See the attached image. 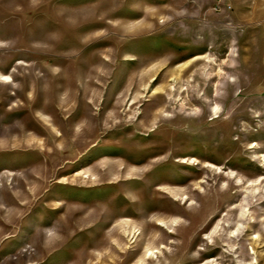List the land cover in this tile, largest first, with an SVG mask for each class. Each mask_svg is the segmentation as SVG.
Returning a JSON list of instances; mask_svg holds the SVG:
<instances>
[{
  "label": "rangeland",
  "instance_id": "1",
  "mask_svg": "<svg viewBox=\"0 0 264 264\" xmlns=\"http://www.w3.org/2000/svg\"><path fill=\"white\" fill-rule=\"evenodd\" d=\"M0 264H264V0H0Z\"/></svg>",
  "mask_w": 264,
  "mask_h": 264
}]
</instances>
